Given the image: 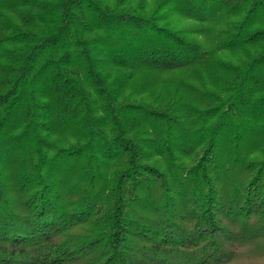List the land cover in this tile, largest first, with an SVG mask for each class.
Returning a JSON list of instances; mask_svg holds the SVG:
<instances>
[{
	"label": "trees",
	"instance_id": "trees-1",
	"mask_svg": "<svg viewBox=\"0 0 264 264\" xmlns=\"http://www.w3.org/2000/svg\"><path fill=\"white\" fill-rule=\"evenodd\" d=\"M243 248L264 252V0H0V264Z\"/></svg>",
	"mask_w": 264,
	"mask_h": 264
},
{
	"label": "rangeland",
	"instance_id": "rangeland-1",
	"mask_svg": "<svg viewBox=\"0 0 264 264\" xmlns=\"http://www.w3.org/2000/svg\"><path fill=\"white\" fill-rule=\"evenodd\" d=\"M175 18L179 19L176 16H175ZM177 21H179V20H177ZM189 24L193 25L192 21H189V20H180L179 21L180 27L186 28V25H189ZM216 32H217V27H215L213 23L208 22V23H205L204 25L201 26V35L200 36L196 35V36H197V39L202 41V44L205 47L212 49V48H214V46L216 45V42L218 40V37L216 36ZM227 56L230 59H234L235 57H237L236 53L235 54L229 53ZM189 75L190 74H188L184 71L158 73V74H153L152 76H149L150 78L146 82H148L151 79V81H153V83H152L153 85L151 86L153 88V91L155 93H157L159 90L161 93L160 95H163L164 93H166L168 91L174 90V88H175L174 85H175V81H176L177 77L188 78V79H190L189 81H191L192 78ZM142 78H144V77L141 76L140 79H142ZM208 81H210V80H208ZM208 81H205V82L208 84ZM196 83L197 82L195 80H193V84H196ZM186 87H188V86H186ZM180 92H183V97H185L184 98L185 100H187V101L192 100V97H190V94H192L191 92H187V91H184L181 89H180ZM243 249L244 250L241 251L242 252L241 254H244L242 256V258L245 259V261H248L249 262L248 264H264V252L262 254H260V256L258 253H257L258 255L254 256V254L248 253V250L246 248H243Z\"/></svg>",
	"mask_w": 264,
	"mask_h": 264
}]
</instances>
